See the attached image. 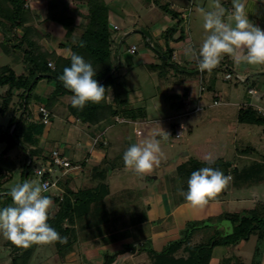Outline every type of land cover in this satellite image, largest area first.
<instances>
[{
  "label": "crops",
  "instance_id": "0c3cea01",
  "mask_svg": "<svg viewBox=\"0 0 264 264\" xmlns=\"http://www.w3.org/2000/svg\"><path fill=\"white\" fill-rule=\"evenodd\" d=\"M156 1L161 5H169V8L179 15L178 18L173 19L153 1L101 0L107 11L109 29L116 38V45L113 49V61L116 63V68L114 69L116 81L108 91L107 104L113 105V109L116 110L120 107L118 102L127 101L128 104L123 105L122 108L127 107L133 113L131 112V116L125 114L116 115L102 120L99 124L83 122L70 112V96H60L55 101L54 110L57 112V116L60 113L61 116L67 115L66 121L60 120L62 124V128H60L62 129L61 137L65 143V151L62 154L66 157L68 156L67 159L73 162L72 165H76L71 169L70 184L64 181V187H58L57 183V187L51 188L50 191L58 190L59 194L66 192L65 195L68 193L76 194L83 190H94L103 183L109 187L106 196L108 198L111 195L108 175L104 181L98 174L102 169L100 171L98 169L107 165L105 163L106 156L110 151L107 147L110 143L115 147V153L119 154L120 151H125L131 144L138 143L144 138L155 136L159 140L169 141L172 136H175V139H182L185 129L190 133L193 131V126L190 125L189 121H186L187 119L201 114L197 117L198 119L194 120L196 124L204 123V121L208 122L212 119L211 116L204 117L202 115L206 108L225 107L218 111L224 117L220 121L233 124L232 127L236 138L243 134L248 138L245 139L247 143L248 140H251V144H254L252 148L249 147L250 151H245L240 149V146H237L235 159L232 161L226 160L225 156L215 159L214 164L219 161L230 163L231 166L227 175L231 177V180L228 184L203 207H192L185 201L184 196L181 194V189L187 190V181L190 176L180 175L179 167L189 162L187 159L191 156V152L195 151V149L192 150L191 144H189L186 149H180L172 160V163L176 164L173 172L177 180L179 179V181L174 183L175 186L173 185L177 187V191L173 193V198H170L166 191H162L161 195L157 194L156 192L159 191L156 188V192L153 193L154 185L159 180L158 176H154L152 173L144 177L139 175L138 181L141 190L151 188L149 192L152 196L150 195L151 197L149 198L150 205L147 203L150 207H147L149 208L148 217L146 219L142 218L134 227L137 226L140 229L144 225L151 224L149 243L153 250L161 252L170 242L181 239L192 223L203 224L194 232L190 240V244L194 246L211 241V243L220 242V239L223 240L236 234L239 224L232 217L247 216L252 220L253 230L247 239H242L233 244L232 249L230 247L227 248L226 254L231 255V253H234L235 257H231V255L228 257L230 261L226 263L264 264V119L260 125H249L240 122V110L242 107H252L261 117L262 115L259 111L264 113V64L247 65L242 63L243 50L238 51L235 55H226L224 57L225 64L234 73L244 77L245 81L241 83L248 85L246 100L240 102L242 98L237 93V88L232 86L228 88L222 87L219 83L220 79L215 70L222 64V61L211 72L204 71L200 73L196 67L197 61L191 57L192 50L198 51L204 41V37L198 39L196 38L197 35H195L198 30L197 26H199V29L201 28L197 17L200 18L202 15L199 11H197L196 15L194 14L195 7L197 9L202 7L211 11L215 9L217 0ZM64 2L66 4H63ZM97 2L98 0H61L60 6L57 9H52L49 0H27L26 7L37 18L33 25L39 28L41 32L42 44L57 56L69 58L72 53L69 46H61V44L68 45V40L70 42V39H72L70 38L71 36L68 37V24L65 23V20L70 17L74 22V27H76L75 30L89 25V21L84 22L87 21V18L85 19L83 16L89 14L90 3L95 6ZM219 3L225 9V20L227 21L228 14L232 8V0H219ZM246 7L249 11V19L255 25L264 29V0H246ZM52 11L56 15L52 16ZM114 25L119 27L118 31L112 30ZM177 25L179 28L174 34V40L167 41L164 33ZM61 30H64L65 34L58 38ZM120 32L123 35L117 38L115 34ZM182 32L184 38L178 40ZM56 34L58 36H55ZM128 36L133 37V40L125 43ZM79 41H75V44ZM124 44L126 46L122 49ZM132 46L137 47V51L134 54L130 52ZM169 50L171 51V58L167 63L164 55ZM173 65H177L178 68L175 69ZM143 74L150 82L149 87L144 85V83L142 84L140 77H138ZM161 77H166L164 81L166 83L169 82L171 86H167L166 83H160ZM55 90L56 83L44 79L38 82L35 94L48 102L53 97ZM249 90H253L254 94L251 95ZM157 99L159 101L163 99L160 102L172 112L171 115H167V118L162 119L163 117L159 115L155 118L151 116L150 111L157 110L158 112L159 106L163 107V105L160 103L159 105L156 102ZM203 102L206 104L202 105ZM214 102L219 104L214 105ZM149 104H151L152 108L149 107ZM37 107V105H34V112ZM197 108L200 110L197 111ZM233 108L236 109V116L235 113H232ZM235 117L236 119H234ZM53 123L54 120L52 121L51 119L49 125H53ZM47 129L48 125L44 126V130L39 137L47 136L48 133L45 132ZM179 129H182V133L177 138L175 133ZM51 130L50 128L49 136ZM261 138L262 142L260 141L259 146L257 144L256 149L254 147L256 141L254 140ZM68 140L70 141L68 142ZM97 141H102L104 146H97ZM66 148H69V153H67ZM3 150V146L0 144V152ZM197 153V159L194 161L205 165L207 164L203 157L208 153L213 154L211 150L198 151ZM72 155L74 159L70 158ZM181 160H184V162L179 164ZM253 164L261 165L263 171H258V166L254 167ZM105 166L103 167L104 169H106ZM125 168L127 167L121 163L115 169L119 171ZM245 168L249 170L244 172ZM254 168L256 172L252 171ZM81 169L86 172V175L81 176L79 173ZM127 169L130 170V168ZM111 171L113 172V170ZM255 174L256 177L262 179L258 184L253 180ZM69 186L71 189H68ZM7 188L9 189V187ZM7 193L0 194V207L11 203V200L5 197ZM161 196L164 197L162 201L160 200ZM167 196L169 199H166ZM59 198L63 200V197ZM159 204H162V206ZM224 221L228 223L226 226L221 227L220 225ZM212 232L214 234H211ZM0 237L3 238L5 243L7 242L2 235ZM249 245L251 246L249 247ZM5 248L9 249L10 247L6 245ZM224 248L225 246L218 245L213 249L209 264H221L222 259L220 260L216 252L218 251L217 249L223 250ZM250 248L253 251L250 254H246ZM136 249V251L126 250L109 255L112 258L110 264H153L147 251H139L138 246H136ZM245 250L247 251L245 252ZM9 252V259L12 258L11 264H19L13 258L10 249ZM181 252L183 253L182 256L186 257L187 254L184 251ZM36 255L35 248L32 258L27 264H34ZM65 259L69 260L70 264H79V261L71 256L66 255ZM228 259H225V261H228Z\"/></svg>",
  "mask_w": 264,
  "mask_h": 264
},
{
  "label": "trees",
  "instance_id": "16d2710c",
  "mask_svg": "<svg viewBox=\"0 0 264 264\" xmlns=\"http://www.w3.org/2000/svg\"><path fill=\"white\" fill-rule=\"evenodd\" d=\"M146 1H153L162 11L170 15L173 19H177L179 16L176 12L169 8V5H161L156 0ZM49 2L52 9H57L61 4V0H49ZM26 4L27 0H0V32L5 36L2 48L7 51L10 50V52H12L11 54L16 55L18 59L15 63H18L19 67H23L21 71H17L15 66L16 64L0 63V88L8 87L6 95L0 93L1 114H8L7 119L11 126L17 124L14 134L12 136L7 134L4 140L7 147L0 155V180L3 176L2 167H5L6 165V158H8L9 155H11V152L18 147L17 140L21 139V144L24 143L31 147L27 156H25L21 182L30 176L31 169L35 165L36 161H43L42 166L44 167H49L52 164V152H49L48 155H44V159H42V161L39 160L40 157L37 153L40 151L38 150L40 149L38 147L40 142L39 135L42 134L44 126H46L42 123L43 116L40 113V108L43 107L49 111L60 96L72 95V93L67 90L63 86V83L58 79V77L63 73V69L70 66V57L62 58L57 56L54 52H50L42 44L41 32L39 28L33 25V23H35V19L37 18L32 15L31 11L26 7ZM63 4H66V2ZM89 6L90 15H88V20H90V22L89 25L83 26V28H85V33L82 35L80 41L73 45L61 44V46H69L72 53H78L84 56L86 60L90 61L96 70V79L98 80V83L105 86L106 95L99 104L89 103L82 110L73 108L71 105L69 107L70 112L74 117L80 118L83 122H95L99 124L102 120L116 115L125 114L127 116H131L133 111L128 110L127 107H124L125 109L122 108L123 105L125 106L128 104L127 101L118 102L120 107L116 110L113 109V105L107 104L106 98L108 91L112 88L116 81L114 77L116 63L113 61V49L116 45V39L109 29V22L106 14L107 11L101 0H98L95 6L92 3H90ZM51 13L52 16L56 15L53 11ZM65 23L68 24V37H70L76 27H74V22L70 17L65 20ZM179 23H181V21H179ZM178 28L179 26L177 25L168 29L164 33V37L167 41L174 40V34ZM18 32H21V36L17 34ZM183 38L184 35L182 32L178 40H182ZM164 56L166 57L168 63L171 58V51L169 50ZM49 63H52L53 65L55 64L54 69L48 66ZM173 66L178 68L177 65ZM43 79H48L56 83L55 93L48 102L42 100L35 94L38 82ZM17 92H22L21 99L23 101L21 105L28 113V116L23 115V118H30L34 116L35 112L33 107L34 105L38 106L37 117L35 116L34 119L32 118L30 123H25L26 125H20L15 114H13V107L9 108L13 94L15 95ZM240 122L249 125H260L263 122V117H261L252 107L246 106L242 107L240 110ZM18 130H21L20 136H17L16 134ZM107 148L110 151L106 156L105 163L107 165H104L106 169L103 168L104 166L98 169V171L102 169L98 172V174L104 181L106 180L108 173L113 170L111 167L112 162L114 164L113 167L117 168L121 165L120 161H118L119 156H117L118 154L114 151L115 147L111 146L110 143ZM121 163L124 164L122 158ZM205 166L208 165L201 164L193 160L192 162H187L185 165L180 166L179 174L182 176H190L193 171L199 170L201 167ZM212 166L219 168L225 173V175H227L231 165L229 162L219 161ZM253 166H258V171H263L264 166L262 167L258 164H253ZM248 170V168H245L243 171L246 172ZM7 190L9 189H6L5 192H8ZM107 194L108 188H106V185L102 183L94 190H83L76 194L68 193L64 196L62 202H60L58 198L54 200V202L58 204L59 209L55 215H50L48 223L55 228L62 237H65L67 241L63 244L59 242L53 244L59 254L68 252V250L77 243L68 240L69 235L73 233V230L68 229L67 227L64 228V222L74 221L73 216L77 214L81 217V214L84 211L82 210L83 207L88 206V208H91L92 204H98V202L105 200ZM5 197H8L11 200L8 194ZM80 208L82 211H80ZM232 218L238 221L239 226L237 227V233L223 239V242L215 241L210 245H191L190 240L194 232L199 229V226L203 225L194 223V227L188 228L184 232L181 239L170 242L161 252H156L152 248L148 249L147 252L151 257L153 264H209L212 251L216 246L226 245L228 244L227 240H232L234 237L236 238L234 239V244H236L242 239H247L251 234L253 226L251 225L252 220L250 218L247 216H234ZM237 235H239V237ZM6 245L10 247L9 249L12 252L13 258L19 264H27L31 260L33 252L36 248L35 245L27 249L18 248L13 246L9 241L6 242ZM181 251H184V253L187 254L186 257L182 255L178 256V253ZM111 259L112 258L108 256L106 264H110Z\"/></svg>",
  "mask_w": 264,
  "mask_h": 264
},
{
  "label": "rangeland",
  "instance_id": "374dc122",
  "mask_svg": "<svg viewBox=\"0 0 264 264\" xmlns=\"http://www.w3.org/2000/svg\"><path fill=\"white\" fill-rule=\"evenodd\" d=\"M165 1H169V0H165ZM194 11H195L194 14L196 15V13H198L197 12L198 9L195 7ZM87 15H90V14H86L83 16L85 17V19L87 18V21H84L85 23L88 21L90 22V20H88ZM201 16L200 18L197 17L198 22L201 25L200 29H199V26H197L198 30H197V33H195V35H197L196 38L198 39L199 38L201 39L203 37L206 38L207 36V32L205 31L204 28H202L204 19H203V15ZM84 29L85 28L76 29L74 31L76 33L71 34L70 38L72 39L68 38L70 39V42L68 40V43L73 45L75 44V41H79L82 35L85 33ZM17 34L21 36V32H18ZM64 34H65L64 30H61L59 32V36L58 34H56L55 36H58V38H60L64 36ZM122 35L123 34L121 32L119 34L118 33L115 34L117 38ZM4 37L5 36L0 32V63L16 64L15 66L17 68V71H21L23 67L21 66L19 67L18 63H15L16 60L18 59L17 56L14 54H11L12 52H10V50L7 51L2 48V43L5 41ZM126 40L127 41H125V43L130 42L133 40V37L131 38L128 36ZM125 46L126 44L123 45L122 49H124ZM54 67H55V64L53 65V67H50V68L54 69ZM220 67H221V64L215 70V72L218 74V78L220 79L219 83L222 85V87L228 88L232 86L233 88H237L238 90L237 93H239L242 98V100L240 99V102H244L246 100L245 96L248 91V85L238 82L235 79V77H233L231 80H225V76L227 73L224 70H221ZM174 68L177 69L175 66ZM138 77H140L139 79L142 82V84L144 83V85L149 87L150 82L149 80H147L144 74ZM165 78L166 77L164 78L161 77L160 83L162 84L166 83V81H164ZM166 85L171 86L169 82H167ZM7 90H8V87L0 88V93L6 95ZM21 93L22 92H17L15 95L13 94V97L11 99L10 106H9V108L13 107V114H15L16 119L19 121L20 125L25 124V123L26 124L30 123L32 118L34 119V117L38 113V107H37L34 116L32 117L29 116L30 118H23V115L28 116V113L21 105L23 101L21 99ZM69 96L71 97V95ZM160 101H163V99ZM160 101L158 99L156 100L158 104L160 103L161 105H163V103ZM204 104L206 103L203 102L202 105ZM55 106L56 104H54V106L49 109L50 117L52 121L54 120V123L53 125L48 124V129L45 131L48 133L47 136L45 137L43 136V138L40 137V142L38 145V147L40 148L38 150L40 151L37 152L40 157L39 158L40 161L44 159L43 158L44 155H48L49 152H52L55 149L59 150L61 153H64L65 151V147H64L65 143L61 137L62 129L60 128H62V124L60 120L66 121L67 115L65 114L64 116L63 115L61 116V113H60V115L57 116V112L54 110ZM149 107H151V104H149ZM222 108H225V107L206 108L205 112L202 115L204 117L211 116L212 119L208 122L204 121V123L196 124L194 120L201 114L194 115L190 119H187L186 121H189L190 125L193 126V131L190 133L188 132V130L185 129L184 137L182 139H175V136H172V138H170L171 140L169 139V141L160 140L161 149H162V155L160 157V164L154 167V169L150 172L154 176L159 177L158 182L154 185L153 193H155L156 190H158L159 192H156V193L157 194L159 193V195H161L162 191H166L168 193V196L170 198H173V193L177 191V187H174L175 186L174 183L179 181V179L177 180L176 175L173 172L174 169L176 168V164L172 163V160L175 158L176 154L178 153L180 149L181 150L186 149L187 147H189V144H191L192 150L195 149V151L191 152V156L187 159V161L189 162H192L193 160L197 159L196 156L198 154L197 153L198 151L200 152V151H205V150H211L215 159L221 158V156L223 157L225 156L226 160L232 161L235 159L234 156L237 151V146H240L239 148L244 149L245 151L251 150L250 148H252L254 145V144H251L252 143L251 140H248V143H247L245 139H248V138L243 134H240L239 137L236 138L233 127H232L233 124L223 123L220 121L221 118H224L223 115H220V113L218 112ZM232 110H233L232 113L236 112V109L233 108ZM27 111L29 112L28 109ZM150 112L153 118L159 115L160 117H163L162 119L167 118V115H171L172 113L170 109H167L164 105L163 107L159 106L158 112L157 110L156 111L153 110ZM11 113H12V110H11ZM30 113H33V112H30ZM55 114H56V117H55ZM231 115H234V114H231ZM235 116H236V113H235ZM7 118H8V114L2 115L1 109H0V144H2L4 150L7 147V144L4 141L6 135L9 134L12 136L15 132V127L17 125L16 124V125L11 126ZM234 119H236V117ZM50 128L52 130L49 136ZM16 134L17 136L18 135L20 136L21 130H18ZM17 141H18L17 142L18 147L13 152H11V155H9L8 158H6L7 159L5 161L6 165L5 167L4 166L2 167L3 176H2V179L0 180V194L5 193L6 189H8L7 187H9L10 189L12 185L16 183H20L22 181L21 174L23 171L25 156H27V153L29 152L31 147L24 143L21 144L22 143L21 139H18ZM69 141L70 140H68V142ZM254 141H256V145L254 147L257 149V144L258 146L260 145V141L262 142V138L255 139ZM96 144L97 146H100V145L104 146L102 141H97ZM111 146L113 145L111 144ZM68 149L66 148L67 153H69ZM2 152H0V155L2 154ZM120 152L117 156H119L118 161H120V164H121V158L123 157L124 151L122 150ZM70 158L74 159L73 155ZM182 162H184V160H181L179 164H181ZM42 164H43V161L42 162L36 161L35 165L31 169V174L27 179L37 180L38 182H40V179L38 178V176L35 175V170L37 168L44 167L42 166ZM246 164H247V161H246ZM75 165L76 164H73L72 167H75ZM113 165L114 164L112 162L111 167L113 169V172L110 171L108 173V180H109V185L111 189V195H109V197L106 198L105 200L98 202V204L97 203L94 205L92 204L91 208H88V206L83 207V208L81 207L82 210H84L81 214L82 215L81 217L77 214L73 216L74 221L64 222V228L67 227L68 229L73 230V233L69 235L68 240L77 242V243L74 244L68 250V252L64 253L63 255L58 253L55 245L53 244L44 245V246H36L37 255H36L34 264H70V261L65 259L66 255L71 256L74 259H77L79 261V264H105L107 257L109 255L116 254L117 252L126 251L136 246H138L139 251L140 250L148 251V249L151 248V244L149 243V240H148L150 238L149 233H150L151 224L144 225L140 229L137 226L134 227V225L138 224L142 218L146 219L149 215L150 207L148 206V204L150 205L149 198L152 196L151 193L149 192L151 188L150 189L146 188V189L141 190L140 183L138 181L139 179L138 177H140L141 175L139 176L132 169L129 170L127 168L123 170L118 169L119 171H117L115 169L116 167H113ZM252 171L256 172L255 169L254 170L252 169ZM252 171L251 173L253 174ZM79 173L81 174V176L86 175V172L83 171L82 169H81V172ZM148 175L149 173L143 175L142 177L148 176ZM61 176L62 178L60 179ZM71 176H72L71 170L65 174L63 173V171H59L55 176L56 179H58V187L59 186L64 187L63 184L66 181L70 184ZM254 176L255 177L253 180H255L257 184L260 183L262 179L256 177V174ZM106 188H109L107 184H106ZM68 189H71V187L69 186ZM52 191H50L46 195L51 196L52 199H56L55 197H57L58 200L62 202L61 198L59 197L64 198L66 192L63 194L62 193L59 194L58 190H55V191L52 190ZM168 196L166 199H169ZM162 198L164 197L162 196L160 197L161 201H162ZM161 201L159 202L161 203ZM159 205L162 206V204H159ZM81 208H80V211H82ZM58 209H59L58 204L54 203L53 208L50 210V215H55ZM194 225L195 224L192 223L190 227L192 228L194 227ZM211 234H214V233L212 232ZM237 236L239 237V235ZM234 239L236 238L234 237ZM234 239L232 238V240H227L228 244L222 245V246H225L223 250L217 249L218 251L216 252V254L219 255L220 260L222 259L221 264H228L226 262L230 261L228 257H230L231 255H232L231 257H235L234 253H231V255L226 254V252L228 251L227 248L229 247L231 249L233 248L232 246H234L233 245ZM223 241L224 240L220 239V242H223ZM211 242H207L206 245L207 244L210 245ZM5 246H6L5 241H3V238L0 237V264H11L10 261H12L11 260L12 258L9 259L10 252H9V249L5 248ZM250 246L251 245H249V247ZM246 251L247 250H245V252ZM252 251L250 248V250H248L246 254H250ZM180 255H183V253L181 252L178 254V256ZM225 259L226 260L228 259V261H225Z\"/></svg>",
  "mask_w": 264,
  "mask_h": 264
},
{
  "label": "clouds",
  "instance_id": "9594fccd",
  "mask_svg": "<svg viewBox=\"0 0 264 264\" xmlns=\"http://www.w3.org/2000/svg\"><path fill=\"white\" fill-rule=\"evenodd\" d=\"M198 11L203 15V28L208 33L199 50L191 52L200 72H211L226 55H235L241 50L242 63L264 64V29L249 19L246 0H232L227 21L219 0L214 10L201 7ZM58 79L72 93L70 101L73 108L82 110L87 104H99L105 98V86L98 83L92 63L78 53H71L70 66L63 69ZM161 155L160 140L153 136L131 144L122 159L127 168L143 176L160 164ZM203 160L208 166L193 171L187 181V190L181 189L185 201L192 207L207 205L231 180L229 175L212 166L215 162L213 154H206ZM47 192V184L30 179L10 187L7 194L11 203L0 207V235L13 246L27 249L34 245L67 242L48 223L54 201L45 194ZM227 223L224 221L220 226Z\"/></svg>",
  "mask_w": 264,
  "mask_h": 264
},
{
  "label": "built area",
  "instance_id": "2783aa9c",
  "mask_svg": "<svg viewBox=\"0 0 264 264\" xmlns=\"http://www.w3.org/2000/svg\"><path fill=\"white\" fill-rule=\"evenodd\" d=\"M114 31H118L119 27L117 25L113 26ZM137 51V47L132 46L130 48L131 53H135ZM49 67H53L52 63L48 64ZM221 70H224L227 74L225 76V80H231L233 77L238 82H243L245 81L244 77L234 73L230 67H228L225 64L224 59L222 60V64L220 67ZM202 73V72H200ZM249 93L252 95L254 94L253 90H249ZM218 102H214V105H218ZM197 111L200 110L199 108L196 109ZM264 119V113L262 111H259ZM40 113L42 114V123L44 125H48L50 123V112L46 110L45 108L41 107L40 108ZM182 133V129H179L176 131V137H180ZM72 164L71 162L57 149L52 151V164L49 167H42V168H37L35 171V174L38 176L40 179V183L47 184L48 186V192L50 191L51 188L57 187L58 179H56V174L59 171H63V173H67L72 169Z\"/></svg>",
  "mask_w": 264,
  "mask_h": 264
},
{
  "label": "water",
  "instance_id": "95a60500",
  "mask_svg": "<svg viewBox=\"0 0 264 264\" xmlns=\"http://www.w3.org/2000/svg\"><path fill=\"white\" fill-rule=\"evenodd\" d=\"M127 251H136V247H134V248H130V249H128Z\"/></svg>",
  "mask_w": 264,
  "mask_h": 264
}]
</instances>
